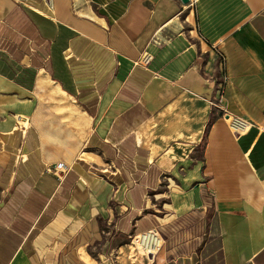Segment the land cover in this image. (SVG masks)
I'll use <instances>...</instances> for the list:
<instances>
[{
    "label": "crops",
    "instance_id": "0c3cea01",
    "mask_svg": "<svg viewBox=\"0 0 264 264\" xmlns=\"http://www.w3.org/2000/svg\"><path fill=\"white\" fill-rule=\"evenodd\" d=\"M50 5L0 0V264H125L151 234V263L264 264V0Z\"/></svg>",
    "mask_w": 264,
    "mask_h": 264
},
{
    "label": "rangeland",
    "instance_id": "374dc122",
    "mask_svg": "<svg viewBox=\"0 0 264 264\" xmlns=\"http://www.w3.org/2000/svg\"><path fill=\"white\" fill-rule=\"evenodd\" d=\"M74 107L76 109H78L75 105H74ZM196 218L197 217H192V218L189 219V221L181 222V224H179L180 227H179L178 230L175 229V230H170V231H162V232H160L159 235H160V237L162 238L163 241L165 240V241H169V242H172V243L176 242V240L178 239V237L180 235H182V237H180V240H183V236L186 238V236H188V235H186L188 233L187 231H191L193 226L194 227L200 226V224L198 225V223H199L198 219L197 220H193V219H196ZM197 231H198V229H196V234H198ZM188 234L192 235L190 233H188ZM134 239H135V236H132L131 238H128L125 241V243H126L125 250L120 254V256L123 258L125 264H156V263H151L150 261H152L153 257L157 254V252H158V250L160 248L159 245H154V243L152 244L151 239L148 238V239H146V242H147V247H146L143 244L142 240H141V242L134 243L133 242ZM163 243L164 242H162V245H163ZM183 251L184 250H182V252ZM79 253H80L82 259L87 264H94L92 258L85 252L84 249H80ZM160 253H161V251H159L157 255H160ZM85 255H88L90 257L89 258L90 262H88V260L86 259Z\"/></svg>",
    "mask_w": 264,
    "mask_h": 264
},
{
    "label": "bare ground",
    "instance_id": "6f19581e",
    "mask_svg": "<svg viewBox=\"0 0 264 264\" xmlns=\"http://www.w3.org/2000/svg\"><path fill=\"white\" fill-rule=\"evenodd\" d=\"M37 83H38L37 88L44 89L47 95L53 98V100L55 99L57 101L56 102L57 112L63 115L65 120L74 129L78 131H84L90 126V121L87 115L79 114L80 111L74 107L73 103L70 102V99H71L70 96H68L65 92H63L58 85L53 84L49 76L41 75ZM245 134H242V135H245ZM85 257L88 260V262H90L89 261L90 259L86 255Z\"/></svg>",
    "mask_w": 264,
    "mask_h": 264
},
{
    "label": "built area",
    "instance_id": "2783aa9c",
    "mask_svg": "<svg viewBox=\"0 0 264 264\" xmlns=\"http://www.w3.org/2000/svg\"><path fill=\"white\" fill-rule=\"evenodd\" d=\"M52 0H46V3L48 6H51ZM145 63H148L150 61V58L148 56H146L143 60ZM222 116L224 118V120L226 121V123L228 124L229 128L231 129V131L236 135V136H242V134H245L247 132H249L252 127H253V123L245 120L241 117H237L234 115H231L229 112H227L226 110H224L222 112ZM70 168L65 164V163H58V164H54L53 167H51V169L49 170V172H53L58 178L63 177L64 175H66L69 172ZM151 242L156 243L157 242V237H155L153 234H151ZM136 237V236H135ZM143 242V239H142ZM144 244V242H143ZM147 246V244L145 245Z\"/></svg>",
    "mask_w": 264,
    "mask_h": 264
},
{
    "label": "water",
    "instance_id": "95a60500",
    "mask_svg": "<svg viewBox=\"0 0 264 264\" xmlns=\"http://www.w3.org/2000/svg\"><path fill=\"white\" fill-rule=\"evenodd\" d=\"M182 2H183L184 4H188V3L190 2V0H182Z\"/></svg>",
    "mask_w": 264,
    "mask_h": 264
}]
</instances>
